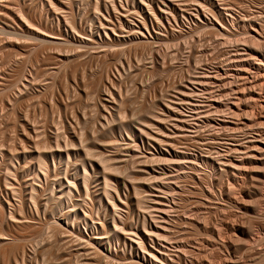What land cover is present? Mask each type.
Wrapping results in <instances>:
<instances>
[{
	"label": "rangeland",
	"instance_id": "1",
	"mask_svg": "<svg viewBox=\"0 0 264 264\" xmlns=\"http://www.w3.org/2000/svg\"><path fill=\"white\" fill-rule=\"evenodd\" d=\"M114 1L115 4L113 3V0H107L105 2L107 4L105 6L108 7L106 8L109 9L108 11L105 6L102 5L101 0H0V200L5 204L6 210L4 211V216L8 220H0V250L7 247L8 243H14L13 245H15L23 239L26 252L28 251L26 255L28 258H31V264H36V262L37 264H39V262L40 264H69L68 262H70V264L72 262V264H78L79 262V264H128L127 261H130L128 259L123 260L115 258L117 260L116 262L115 259H112L113 261L110 260L111 258H108L105 254L104 256H106L108 260L106 257H104L102 261L95 260L93 256L91 257V251L89 252L88 247L81 242L83 240L80 239L76 233H73V224L77 229L80 228L83 230L85 235H92L90 227H87V225H95L94 232H96V227L100 228L98 223L100 221L97 220H101L99 217L105 218L108 221V225H106L105 228V247L103 246L101 250L106 252L105 248L109 249L110 245L111 250H114L118 244L119 247H121V244L115 237L116 234L114 233L115 231L112 226V219L121 213L120 218L128 216L127 214H129V221H132L133 219L135 220L138 215V217H142L144 214L145 216L148 215L145 207L148 205V199L146 197L150 195L145 189H148V184L151 182V176L149 177L151 174L148 173L152 172L154 168L158 173H164V177L162 174L160 175L163 177L162 180H157L159 183L174 185L177 181L180 182H177L179 187H177L178 194L175 195V203L172 204L174 209L170 211L169 216L174 220L179 216V219L182 218L181 222L185 223L177 228L180 229L181 232L176 233L177 229L174 230L178 236L174 233L173 235L175 236L172 237H180L179 239H181V243H184L187 248H191L192 251H195L192 252L195 261H199L201 264L222 263L223 258L227 255L226 258L228 261H232L233 264H264V205H262L264 201L259 205L261 206L260 209L257 207L258 210H256V207H253L257 201H252L257 200L258 197L261 196H263L264 199V188L262 187L264 186V182H262L263 184L261 183L262 180L264 181V177L261 176L262 169L264 168V158L260 162L250 164H248V162L245 163L243 167L246 168L243 170L246 169V176L245 173L243 176L238 175V179L233 175H230V173H227L228 175L222 174L225 176L224 179L222 178L223 176L221 177V175H219V169L216 171V168L213 170L210 166L200 165V176H206L205 179L201 176V179L204 182L199 181V179H192L188 175L179 177V180L178 178L176 179V171H174V169L178 168L180 161L178 162L175 160V163H167V165L174 167L173 170L169 172L167 171L168 166L165 165V162L162 163L160 160V163L158 160L159 163L153 164L150 159L152 153L156 152L150 144V135L172 134L171 132L179 135H192L196 134L198 130L199 132L197 134H222V132L223 134H228L226 136L227 138L224 135V138H226L225 141L227 142L223 141V144L220 143L222 146H220V144L216 145V151L211 154V156H216L226 154V147L229 148V146L231 147L238 142L240 143L242 137L246 136L244 140H242L247 141L251 136L259 134L264 130V120L262 123L256 121L255 127V125H251L254 124V122L248 123L249 115L243 114V117L241 116V118L238 116L234 117L232 114H234L233 112L235 109L230 107V109H225V112L228 110L230 113L233 110L234 111L229 116H227L229 112H226L225 116L223 114L225 112L221 111V107L218 108L211 105V102L214 100L218 102V100H216L217 98H215L216 96H220L221 99L219 97L218 99L224 103L227 101L225 92L222 91L223 97L221 96V89L226 83L225 81H219L217 82L218 84H214L216 87L219 85L222 87L219 89L201 83H195L196 85H193L190 83L192 81H189V87H192L195 90L191 96L190 103L185 105V103L180 100L182 84L186 83L183 81V77H185L186 80L188 76L193 78V76L195 77L198 73L200 74V72L202 73L203 71L204 73L211 72L210 74H213L216 70L222 72L224 69L230 67L228 68V72L230 75H234L228 76V73L227 76H223V79L234 80L235 82L229 85L225 84L224 86L225 89H227V92L229 91L228 93H230L228 97H231L233 92L231 94L230 91L234 90L233 88L236 87L238 81L240 82L237 78L238 74L235 73L238 70H235V67L230 65L232 64V58L237 57L239 54L238 56H247L250 57V59H252L251 57L253 56H258L259 59L264 60V22H262L264 21V0H221L222 2L217 0H195V2L194 0H173V3H175L174 5L177 8V18H173L172 11L164 3L168 0H155L153 8L160 7L165 10L166 14H168L162 22L158 21L159 19L156 20L157 18L152 14L151 5L147 0ZM213 1L217 5L218 2L220 3L219 7L223 10L225 17H227V19L229 18L228 20L232 21V19H234L235 21V23L233 21L234 25L227 21L229 24L228 26H230V29L228 30L230 31L227 30L225 35L222 34L224 37H222L221 34L217 35V33L216 36L210 31L212 26L211 23L214 19L212 13ZM221 3H225V7ZM52 5L55 6L52 7ZM228 6L231 8L229 9ZM197 8H201L202 10L203 14L200 17L195 14ZM106 11L109 14H107ZM232 14L233 16H231ZM109 15L113 18V28H115V30L111 28L108 29L107 32L109 33L105 36L103 31L105 25L102 21L105 18V20H109ZM144 17H149V19L152 20L151 22L153 25L150 24V22L147 23L146 28L148 30L143 26ZM167 17H169V19ZM122 18H124V21ZM125 18L127 19L125 20ZM250 18H252V20H248ZM254 19L257 22L254 21ZM156 21H158L159 24L157 23L156 25ZM258 23L262 24L261 27L260 25L258 26ZM255 26L257 29L254 32L252 29H254L253 27ZM138 29H140V31L142 30V33ZM259 29H261L260 32ZM209 31L211 32L210 34ZM226 34L230 36L228 37ZM247 34L252 39L255 37L254 39L259 42L258 46L261 50L259 47H253V45L250 48L247 47L249 45V37ZM261 34L263 35L261 36ZM35 35L38 36V38H35ZM82 37L84 38L82 39ZM246 39L247 44H245L244 41ZM260 39L261 44L263 43L262 45L260 44ZM257 50H260L262 54ZM241 52H245L247 55ZM77 53L81 54L79 59L75 56ZM249 53L251 55L254 53V55L251 56ZM228 55L230 57H228ZM74 58H76L77 64L73 62ZM227 58H231V61H229V59L227 60ZM198 59H201V61H199L197 65L196 63L198 62ZM253 59L254 61H257L256 58ZM78 63L80 64L79 66ZM103 70L105 73L104 75L102 73ZM255 70L256 69L251 68L247 70V72H251L250 74H252L254 71V76H257L258 74ZM261 71L264 76V70ZM100 74H102L101 78L104 77L102 78L104 79V82L102 79H99ZM262 74H259L257 77L259 82H257V85L259 84L257 89L262 87V91H264V77ZM105 75L108 76L109 81ZM99 80L102 83L98 82ZM104 83L105 86L103 85ZM223 102L219 101L218 103ZM102 105H105L106 107L103 108ZM170 105H174L176 108L178 107L176 115L178 117L182 114L186 117L188 120V127L175 128L173 126L174 122L179 123V120L175 121V117L170 116L171 118L173 117V121L169 117L166 110ZM119 106H121V108ZM218 109L222 112H220L221 114ZM100 110L103 112V116L102 113H100ZM246 110H250V113L252 114L251 108ZM153 114L157 115L159 121ZM208 115L211 117V120L213 119L211 122L212 125H208L206 122V119L209 117ZM165 117L167 120L164 119ZM160 118L162 119L160 120ZM224 118H226V120ZM237 118L240 121L237 120ZM144 119H146L147 122H154V126L150 125L153 129L149 125L148 127L143 126L146 124ZM156 120L158 123H161L162 121V131H160L161 129L158 130V126L155 125L157 122ZM233 120L235 122L232 123ZM236 121L238 123H236ZM243 121L244 123L241 124ZM219 123L220 126H218ZM234 123L235 125H232ZM225 124L226 127L228 126L226 129L224 127ZM249 124L251 126L250 128ZM213 125L215 127H213ZM139 126L141 128L143 127L142 129L145 128L144 130H147L146 132H150L151 134L149 133L145 137L144 135L146 133H141V128L137 129ZM234 126H237L238 128L240 126V130L237 127L234 128ZM119 127L122 129H119ZM155 127L156 129L154 130ZM221 127L224 131L221 130ZM230 128L233 130H230ZM194 130H197V132H194ZM92 134L94 135L93 137ZM129 134L131 135L129 136ZM243 134H245V136ZM93 139L95 141H93ZM58 144L60 145L58 146ZM198 146L199 144L196 147L190 148L191 150L189 151L198 152L200 155L204 154L206 151L205 148ZM180 147L182 148L183 146ZM180 147L179 149H181ZM161 148L164 150L165 146L161 145ZM200 148L203 149L201 150ZM196 149H198V151ZM181 150L185 149L183 148ZM88 152L91 153L86 155ZM101 154L106 157H111V159L113 158L114 161H111L115 167H117V169L114 168L115 170L112 169L117 173L114 174L113 180L109 181L106 186L104 185L105 183H103L105 182L104 173L112 172L113 174L114 172L111 170L108 171L107 169L105 171L104 166H100L101 162H99V158ZM228 155H230V153H228ZM231 155L238 156L239 154L232 152ZM224 156L225 158L228 157L226 155ZM39 157L41 159H39ZM152 165L154 167H152ZM84 167L86 168L84 169ZM217 168L219 167L217 166ZM41 170L42 172L44 171V174H47H42ZM83 170H86L85 172L88 174V179L91 178L90 181L88 180L89 187L87 188L81 180V176L85 173ZM187 170L190 172L189 169H186V171ZM218 171L219 173H216ZM69 180H74L75 184L69 186L70 183L68 184L67 182ZM130 180L135 182L134 185L136 188H140V190H142L140 185L145 184L146 187H143V190L138 193L139 195L134 194L135 192H133V188L130 186ZM194 180L196 183H194ZM124 183L125 186L123 185ZM66 184L68 185L66 186ZM118 184L120 185L121 200H125L126 194L129 196V199H126L125 201L129 205L125 204L126 206L122 207V210L119 209L121 213L112 208L109 196L106 195L107 193L116 195L114 186H117ZM206 185H208V187ZM242 185L246 187L245 189L249 191L251 190L250 192L252 195L248 196L244 195V193L241 194L239 189H241V187L243 188ZM258 186L261 187L260 190L262 192L255 194V188ZM32 187L36 188V193ZM68 187L72 191L70 196L65 194ZM106 188L109 190L108 192ZM208 189L212 190L208 191ZM230 190H233L235 193ZM179 192H181V194ZM227 192L228 194H231H229L230 197L232 196L230 198L231 204L226 202V195H228ZM33 195H37L35 198L33 197L35 201L31 197ZM143 195L147 201H145L143 197L142 201L138 203L136 200L137 196L140 197ZM236 195L237 197L235 199ZM247 199L248 202H246ZM238 201H243V203L240 205V202ZM247 203L249 204L247 205ZM60 204L61 206H59ZM127 206H129V208ZM138 207L141 208V210ZM113 210L116 213L114 215H112L114 213ZM75 212H77L79 216H75L73 214ZM69 213V227H66L68 229L63 227L64 229L62 230L63 232L67 231L68 233H73L72 236L67 234V232L64 233L65 235L63 233H60L59 235L53 234L51 228L52 223H58V221L61 222L63 220L65 221L66 217L64 216L68 217ZM92 213L94 215H92ZM97 214L99 215L98 218L96 217ZM105 214L106 216H104ZM156 214L157 213H155V215ZM11 215H15L17 221L15 220V216L14 219H12ZM18 217L20 220H18ZM131 217L133 218L131 219ZM242 217H246L245 220H242ZM117 218H119V216ZM52 219L53 221H56L52 222ZM95 219L96 221H94ZM192 220L195 223L197 221L195 227L187 224V222H192ZM184 224H187L190 229L192 228L191 231H189V228ZM220 224L222 225L221 230L224 232L219 229ZM216 226H219V228ZM233 226L234 229L236 228L235 230L232 229ZM181 227L185 228L181 229ZM218 229L219 231H217ZM182 230L184 231L183 233ZM131 235H129L131 236L130 238L135 237L134 239L136 240V236L133 234ZM229 235H231V238L228 237ZM52 237H55L56 239H52ZM232 237L233 239L235 237L236 239L240 237L238 242H242L243 244L249 241L246 243L248 245H241V243L238 242V244L235 242L233 244V242H231L233 240ZM241 237L243 240L247 239L245 243L241 240ZM211 238L213 240H211ZM260 238L263 239L260 240ZM78 239L80 240L78 241ZM179 239L177 242L180 241ZM214 239H216L217 243ZM229 239L231 241H229ZM219 242L222 245L219 244ZM44 243L46 244L45 246ZM47 243H49L48 247L51 246V248L49 247L50 249L47 248V250H45ZM41 251L44 252L42 253ZM224 253L226 255H224ZM196 255L199 260L196 258ZM229 255L232 256V260H229ZM10 256L11 258H9ZM10 256L4 257L6 258L5 261H3L4 258L1 259L2 256H0V264H7L9 259L14 263L9 260L8 264H18L15 263V261L17 262L20 259L16 258L18 260L14 259L13 261L12 256H14V254ZM76 256L79 258H76ZM193 256L190 254L187 258L191 259ZM221 256H223L222 259ZM32 257L34 259H32ZM105 258L107 260L106 262Z\"/></svg>",
	"mask_w": 264,
	"mask_h": 264
},
{
	"label": "bare ground",
	"instance_id": "2",
	"mask_svg": "<svg viewBox=\"0 0 264 264\" xmlns=\"http://www.w3.org/2000/svg\"><path fill=\"white\" fill-rule=\"evenodd\" d=\"M52 1V0H51ZM107 0H101V2H102V5H107L105 2H106ZM147 1H149V3H150V5H151V10H152V14L157 18L156 20H158V21H161L162 22V20L163 19H165L166 18V15H168V14H166L165 13V10H163V9H161L159 6V8H153L154 6V4H155V0H147ZM160 1V0H159ZM162 1V0H161ZM165 1V0H164ZM217 1H221V0H217ZM115 1L113 0V3H114ZM142 2V1H141ZM194 2H195V0H194ZM222 2V1H221ZM225 2V1H224ZM112 3V4H113ZM163 3V2H162ZM166 5H167V7L172 11V13H173V18L175 17V18H177V8L175 7V3H173V0H172V2H171V0H168V1H165L164 2ZM163 3V4H164ZM192 3V2H191ZM229 3V2H228ZM60 4V3H59ZM111 4V3H110ZM115 4V3H114ZM114 4H113V6H114ZM222 4V3H221ZM225 4V3H224ZM224 4H222V5H224ZM139 5V4H138ZM149 5V6H150ZM199 5H200V3H199ZM212 7H213V11H212V13H213V16H214V19H213V22L211 23V25L210 24H208V25H210L211 26V32L213 33V34H215L216 35V33H217V35H219V34H221V36L222 37H224L223 35H225V33H227L226 31L228 30V29H230V26H228L229 24L227 23V21L229 22V23H231V24H233L234 25V23H235V21H234V19H232V21L231 20H228L227 19V17H225V14H224V12H223V10L219 7L220 6V3L218 2V5L217 4H215V2L213 1V3H212ZM227 5V4H226ZM53 6H55V5H52V7ZM134 6V5H133ZM230 6H231V4H230ZM57 7V6H56ZM107 6H105V8H106ZM116 7V6H115ZM114 7V8H115ZM201 7H203V6H201ZM224 7H225V5H224ZM61 8V7H60ZM108 8V7H107ZM106 8V9H107ZM146 8V7H145ZM165 8V7H164ZM228 8L230 9L231 7H229L228 6ZM227 8V9H228ZM116 9H117V7H116ZM166 9V8H165ZM169 9H167V10H169ZM225 9V8H224ZM228 9V10H229ZM108 11H109V9H107ZM114 10V9H113ZM118 10V9H117ZM116 10V11H117ZM138 10V9H137ZM149 10V9H148ZM197 11H196V13L195 14H197L199 17L203 14L202 13V10H201V8H197L196 9ZM209 10V9H208ZM212 10V9H211ZM59 11H61V10H59ZM179 11V10H178ZM204 11V10H203ZM233 11V10H232ZM107 12V11H106ZM151 12V11H150ZM150 12H149V14H150ZM170 12V11H169ZM226 12H227V10H226ZM230 12V11H229ZM113 13H115V12H113ZM171 13V14H172ZM230 13H232V12H230ZM71 14V13H70ZM103 14V13H102ZM107 14H109L108 12H107ZM137 14V13H136ZM226 14H228V13H226ZM112 15V14H111ZM111 15H109V20H103L102 22H103V24L105 25V27H103L104 28V34H105V36L106 35H108V33L109 32H107V30L108 29H114L115 30V28H113L114 26H113V18H112V16ZM116 15V14H115ZM124 15V14H123ZM117 16V15H116ZM124 16H126V15H124ZM145 16H147V15H145ZM196 16V15H195ZM227 16V15H226ZM229 16V15H228ZM231 16H233V14L231 15ZM235 16V15H234ZM184 17V16H183ZM208 17V16H207ZM206 17V18H207ZM103 18H104V16H103ZM108 18V17H107ZM121 18V17H120ZM135 18V17H134ZM145 19H144V21H143V26H145V29L146 30H148L146 27H147V23L148 22H150V24H152V20H150L149 19V17H144ZM168 19H169V17H167ZM198 18V17H197ZM123 19V21H124V18H122ZM127 18H125V20H126ZM129 19H131V18H129ZM208 19V18H207ZM238 19V18H237ZM240 19H242V18H240ZM26 20H27V18H26ZM25 20V21H26ZM210 20V19H209ZM236 20V19H235ZM243 20V19H242ZM247 20V19H246ZM248 20H252V18H250V19H248ZM29 21V20H28ZM67 21V20H66ZM158 21H156V25H157V23H158ZM207 21V20H206ZM233 21H234V23H233ZM237 21V20H236ZM254 21H256L255 19H254ZM30 22V21H29ZM68 22V21H67ZM210 22V21H209ZM250 22V21H249ZM257 22V21H256ZM260 22V21H259ZM262 22H264V21H262ZM261 22V23H262ZM115 23V22H114ZM141 23V22H140ZM245 23V22H244ZM259 24L258 23V26L260 25V27H261V25L262 24ZM70 24V23H69ZM123 24H125V23H123ZM142 24V23H141ZM159 24V23H158ZM250 24V23H249ZM253 24V23H252ZM251 24V25H252ZM264 24V23H263ZM31 25H32V23H31ZM100 25H101V21H100ZM103 25V26H104ZM137 25V24H136ZM153 25V24H152ZM151 25V26H152ZM246 25V24H245ZM35 26V25H34ZM70 26H71V24H70ZM112 26V27H111ZM139 26V25H138ZM207 26V25H206ZM232 26V25H231ZM244 26V25H243ZM90 27V26H89ZM130 27V26H129ZM142 27V26H141ZM153 27V26H152ZM227 27H229V28H227ZM235 27V26H234ZM251 27V26H250ZM30 28V27H29ZM32 28V27H31ZM73 28V27H72ZM71 28V29H72ZM105 28H106V30H105ZM144 28V27H143ZM161 28V27H160ZM206 28V27H205ZM209 28V27H208ZM252 28V27H251ZM254 29H252L254 32L256 31V26L255 27H253ZM264 28V27H263ZM81 29V28H80ZM96 29V28H95ZM153 29H155V28H153ZM158 29V28H157ZM210 29V28H209ZM245 29V28H244ZM76 30V29H75ZM139 31H140V29H138ZM207 30V29H206ZM243 30V29H242ZM241 30V31H242ZM260 30L261 29H259V32H260ZM263 30V29H262ZM80 31V30H79ZM111 31H113V30H111ZM142 31V30H141ZM140 31V32H141ZM155 31V30H154ZM208 31V30H207ZM209 31V34L211 33ZM228 31H230V30H228ZM240 31V30H239ZM221 32V33H220ZM231 32H232V29H231ZM230 32V33H231ZM244 32V31H243ZM259 32H257V33H259ZM263 32V31H262ZM76 33V32H75ZM139 33V32H138ZM142 33V32H141ZM157 33V32H156ZM229 33V34H230ZM235 33V32H234ZM238 33V32H237ZM242 33V32H241ZM248 33H250V32H248ZM14 34V33H13ZM162 34V33H161ZM223 34V35H222ZM260 34V33H259ZM33 35V34H32ZM216 35V36H217ZM227 35V34H226ZM235 35H236V33H235ZM242 35H244V34H242ZM253 35V34H252ZM263 34H261V36H262ZM34 36V35H33ZM36 36V35H35ZM220 36V37H221ZM228 36V35H227ZM230 36V35H229ZM228 36V37H229ZM247 36H248V34H247ZM251 36V35H250ZM44 37V36H43ZM88 37V36H87ZM151 37V36H150ZM226 37V36H225ZM227 37V38H228ZM246 37V36H245ZM244 37V38H245ZM249 37V36H248ZM253 37V36H252ZM16 38V37H15ZM29 38V37H28ZM34 38V37H33ZM35 38H38V36H36ZM84 37H82V39H83ZM227 38H223V39H227ZM249 38H251V37H249ZM248 38V48H250L252 45H253V47L255 46V47H259L258 46V44H259V42L258 41H256V39H254L255 37H253V39L251 38V39H249ZM258 38V37H257ZM86 39V38H85ZM221 39V38H220ZM243 39V38H242ZM242 39H241V41H242ZM88 40V39H87ZM91 40V39H90ZM258 40V39H257ZM92 41V40H91ZM222 41V40H221ZM220 41V42H221ZM226 41V40H225ZM224 41V42H225ZM245 41V44H247L246 43V41H247V39L246 40H244ZM263 41V40H262ZM224 42H223V44H224ZM243 42V41H242ZM258 42V43H257ZM18 43V42H17ZM264 43V42H263ZM262 43V44H263ZM143 44V43H142ZM260 44H261V39H260ZM261 44V45H262ZM125 45V44H124ZM260 45V46H261ZM107 46V45H106ZM245 47H246V45H245ZM264 47V46H263ZM260 48V47H259ZM243 49V48H242ZM257 49V48H256ZM255 49V50H256ZM251 50V49H250ZM253 50H254V48H253ZM260 50H261V48H260ZM260 50H257V51H259L260 52V54H262V52L260 51ZM144 51V50H143ZM238 51V50H237ZM244 51H245V49H244ZM246 52V51H245ZM245 52H241V53H245ZM251 52H252V50H251ZM250 52V53H251ZM81 53V52H80ZM80 53H77L75 56L79 59V57L81 56V54ZM240 53V54H241ZM249 53V54H250ZM157 54V53H156ZM247 54H248V51H247ZM246 53H245V55H247ZM83 55V54H82ZM239 55V54H238ZM237 55V57H234V58H232V61H231V58L229 59V58H227V60L229 59V61H231L232 62V64H230V65H232L233 67H235V70H238L237 72H235L236 74H238V76H237V78L240 80V82L238 81V83L236 84V87L235 88H233L234 90H232V91H230L231 92V94H232V92H233V95L231 96V97H228L229 96V94L230 93H228L227 92V89H225V84H227V85H229V84H232L233 82H234V80L233 81H231V80H225V79H223V76L225 77V75L227 76V74L229 73L228 72V68H230V67H228V66H230V65H228L227 67L228 68H226V69H224L222 72H220L219 70H216L215 71V73H213V74H210V73H204V71L201 73L200 72V74L198 73L195 77L193 76V78L192 77H190V76H188V78H186V80H185V77H183L184 78V82H186V83H184V82H182V83H184V84H182V90H181V98H180V100L182 101V102H184L185 103V105L186 104H188V103H190V99H191V96H192V94L195 92V90L192 88V87H189V85H188V82L189 81H192V82H190V83H192L193 85L195 84V83H201V84H205V85H207V86H209V87H216L215 85V83H217V82H219V81H225L226 83L222 86V87H220V85L218 86V87H216V88H222L221 89V96H222V91L223 92H225V96H227V101L224 103L223 101H221V100H219L218 99V97L221 99V97L220 96H216L215 98H217L216 100H218V102L220 101V102H223V103H218V102H216L214 99V101H212L211 103V105H213V106H216V107H221V111L222 112H225V109L227 110V109H230V107L232 108V109H235V111L233 112L234 114H232V115H234V117H236V116H238L239 118H241V116L243 117V114H246V115H249V118H248V123H250V122H254V124H251V125H255V122L256 121H258V123L260 122V123H262V121L264 120V91H262L263 89H262V87L261 88H259V89H257L258 87H259V84L257 85V82H258V79H257V77H258V75L260 74H262V71L261 70H264V60L263 59H259V57L258 56H256V57H254L253 55H254V53H253V55H251V56H253V57H251L252 59L253 58H256V60L257 61H254V59L252 60V59H250V57H247V56H238ZM249 55V56H250ZM115 56V55H114ZM159 56V55H158ZM234 56H235V54H234ZM263 56V55H262ZM53 57V56H52ZM98 57V56H97ZM154 57V56H153ZM156 57V56H155ZM228 57H230L229 55H228ZM49 58V57H48ZM77 59V60H78ZM157 59V58H156ZM158 60V59H157ZM156 60V61H157ZM55 61V60H54ZM98 61V60H97ZM198 62L196 63L197 65H198V63H199V61H201V59H198L197 60ZM203 61V60H202ZM73 62H75V64H77V62H76V58H74L73 59ZM79 62V61H78ZM230 62V63H231ZM127 63H130V62H127ZM204 63V62H203ZM201 64V63H200ZM229 64V63H228ZM73 65V64H72ZM80 64L78 63V66H79ZM91 65V64H90ZM123 65V64H122ZM20 66H22V65H20ZM19 66V67H20ZM74 66V65H73ZM72 66V67H73ZM77 66V65H76ZM101 66H102V64H101ZM224 67V66H223ZM226 67V66H225ZM249 67H251V68H253V69H256L255 71H257L256 73L258 74L257 76H254V71L252 72V74H250L249 72H247V70H249V69H251V68H249ZM19 69V68H18ZM74 69V68H73ZM222 69V68H221ZM234 69V68H233ZM76 70V69H75ZM75 70H74V72H75ZM101 70V69H100ZM215 70V69H214ZM213 70V71H214ZM21 71V70H20ZM20 71H18V72H20ZM112 71V70H111ZM233 71V70H232ZM17 72V73H18ZM70 72H71V69H70ZM106 72V71H105ZM109 72V71H108ZM139 72V71H138ZM190 72V71H189ZM103 75L105 74L104 73V70H103ZM233 73V72H232ZM248 73V74H247ZM106 74H107V72H106ZM196 74V73H195ZM236 74H235V76H236ZM108 75V74H107ZM231 75H234V74H231ZM230 75V73H229V75L228 76H231ZM101 76H102V74H100V80L102 79V78H104V77H102L101 78ZM106 76V75H105ZM119 76H120V74H119ZM262 76H263V74H262ZM99 77V76H98ZM107 78H108V76H106ZM234 77V76H233ZM264 77V76H263ZM131 78H132V76H131ZM134 78V77H133ZM141 78V77H140ZM192 78V79H191ZM262 78V77H261ZM237 79V80H238ZM26 80V79H25ZM98 81V82H101V81ZM103 80V82H104V79H102ZM108 81H109V78L107 79ZM125 80V79H124ZM136 80V79H135ZM236 80V79H235ZM260 80V79H259ZM112 81V80H111ZM141 81V80H140ZM96 83V82H95ZM102 83V82H101ZM114 83V82H113ZM121 83V82H120ZM162 83V82H161ZM160 83V84H161ZM189 83V84H190ZM235 83V82H234ZM259 83V82H258ZM98 84V83H97ZM215 84V85H214ZM218 84V83H217ZM71 85V84H70ZM101 85V84H100ZM104 86H105V83L103 84ZM111 85V84H110ZM196 85V84H195ZM121 86V85H120ZM127 86V85H126ZM203 86V85H202ZM103 87V86H102ZM143 87V86H142ZM169 87H170V85H169ZM174 87V86H173ZM205 87V86H204ZM90 88V87H89ZM230 88V87H229ZM228 88V89H229ZM27 89V88H26ZM117 89V88H116ZM171 89V88H170ZM197 89V88H196ZM120 90V89H119ZM144 90V89H143ZM172 90V89H171ZM198 90V89H197ZM202 90V89H201ZM209 90V89H208ZM166 91V90H165ZM200 91V90H199ZM207 91V90H206ZM206 91H204V92H206ZM210 91V90H209ZM208 91V92H209ZM219 91V90H218ZM126 92V91H125ZM137 92V91H136ZM198 92V91H197ZM201 92H203V91H201ZM207 92V93H208ZM212 92V91H211ZM227 92V93H226ZM88 93V92H87ZM111 93V92H110ZM216 93V92H215ZM163 94V93H162ZM203 94V93H202ZM167 95V94H166ZM216 95V94H215ZM129 96V95H128ZM74 97V96H73ZM208 97H211V96H208ZM223 97V96H222ZM102 98V97H101ZM118 99V98H117ZM210 100V99H209ZM147 102V101H146ZM152 102H153V100H152ZM90 103H92V102H90ZM179 103V102H178ZM210 103V102H209ZM166 104V103H165ZM170 104V103H169ZM120 105V104H119ZM154 105V104H153ZM152 105V106H153ZM167 105V104H166ZM207 105V104H206ZM205 105V106H206ZM210 105V106H211ZM103 106V105H102ZM122 106V105H121ZM121 106H119L120 108H121ZM124 106V105H123ZM151 106V105H150ZM106 106L104 105L103 106V108H105ZM212 107V106H211ZM225 107V108H224ZM152 108V107H151ZM178 108V107H177ZM177 108H176V106H174V105H170L168 108H167V110H166V112L168 113V115H169V117L170 116H174L175 117V121L176 120H179L178 122L179 123H177V122H174V124H173V122H172V124H173V126L176 128V127H178V128H186V127H188V120H187V118L186 117H184L182 114H180V116H178L177 117V115H176V111H177ZM205 108V107H204ZM224 108V109H223ZM245 108V109H244ZM248 108H251L252 110H251V112H252V114L250 113V110L249 111H247L246 109H248ZM90 109V108H89ZM191 109V108H190ZM208 109V108H207ZM212 109V108H211ZM118 110V109H117ZM151 110V109H150ZM180 110V109H179ZM214 110V109H213ZM219 110V113L221 112L220 111V109H218ZM101 111V110H100ZM149 112V111H148ZM178 112V111H177ZM183 112V111H182ZM195 112V111H194ZM221 112V113H222ZM227 113L229 112V110L228 111H226ZM226 112L225 113H223L224 115L226 114ZM231 112V113H232ZM100 113H102V116H103V112L101 111ZM110 113V112H109ZM142 113V112H141ZM150 113V112H149ZM148 113V115L150 116V114ZM220 113V114H221ZM231 113L229 112V114L227 115V116H229V115H231ZM251 114V116H250V114ZM165 114V113H164ZM207 114H208V112H207ZM210 114V113H209ZM110 115V114H109ZM142 115V114H141ZM152 115V114H151ZM154 115V114H153ZM167 115V116H168ZM198 115V114H197ZM218 115V114H217ZM223 115V116H224ZM75 116V115H74ZM83 116V115H82ZM154 116H156L157 117V115H154ZM166 116V117H167ZM203 116V115H202ZM209 116V115H208ZM222 116V117H223ZM226 116V115H225ZM164 118V119H166L167 120V118ZM207 117V116H206ZM231 117V116H230ZM105 118V117H104ZM171 118V117H170ZM169 118V119H170ZM91 119V118H90ZM139 119V118H138ZM152 119V118H151ZM154 119H156V118H154ZM159 118L157 117V120H158ZM162 118H160V120H161ZM168 119V120H169ZM172 120H173V117L171 118ZM221 119V118H220ZM219 119V120H220ZM225 120H226V118H224ZM232 119V118H231ZM233 119H235V118H233ZM140 120V119H139ZM145 121V123L146 124H144L143 126H146V127H148V125L150 126V125H152V126H154V122H153V124H152V122H147L146 121V119H144ZM156 120V121H157ZM173 120V121H174ZM237 120H239L238 118H237ZM78 121V120H77ZM120 121V120H119ZM126 121V120H125ZM129 121V120H128ZM159 121V120H158ZM158 121L156 122V124L155 125H157L158 127V130H160V131H162V121H161V123H158ZM170 121V120H169ZM213 121V119L211 120V117L209 116L208 117V119H206V122H207V124L208 125H210L211 124V122ZM224 121V120H223ZM230 121V120H229ZM240 121V120H239ZM100 122V121H99ZM144 122H142V123H144ZM224 122H226V121H224ZM228 122V121H227ZM231 122V121H230ZM233 122H235L234 120L232 121V123ZM264 122V121H263ZM77 123V122H76ZM86 123V122H85ZM127 123V122H126ZM167 123V122H166ZM236 123H238L237 121H236ZM244 123V121L243 122H241V124H243ZM109 124V123H108ZM122 124V123H121ZM141 124V123H140ZM227 124V123H226ZM226 124L224 125V127H225V129L228 127H226ZM231 124V123H230ZM229 124V125H230ZM264 124V123H263ZM114 125V124H113ZM120 125V124H119ZM205 125V124H204ZM207 125V126H208ZM212 125V124H211ZM232 125H235V123L234 124H232ZM238 125V124H237ZM122 126H124V125H122ZM121 126V127H122ZM152 126H150L151 128H152ZM218 126H220V123H219V125ZM245 126H246V123H245ZM247 126H248V124H247ZM106 127H108V126H106ZM121 127H119V129H122ZM166 127H167V125H166ZM213 127H215L214 125H213ZM212 127V128H213ZM217 127V126H216ZM223 127V128H224ZM231 127H233V126H231ZM235 127H237V126H234V128ZM251 126H250V124H249V128H250ZM255 127H256V125H255ZM104 128H105V126H104ZM125 128V127H124ZM138 128H141L140 126L139 127H137V129ZM143 128V127H142ZM140 129L142 132L141 133H146L145 135L144 134H142V135H144L145 137H146V135L147 134H149L148 132H146L147 130H144V129ZM177 128V129H178ZM197 128H198V126H197ZM211 128V129H212ZM238 128V127H237ZM236 128V129H237ZM239 128H240V126H239ZM238 128V129H239ZM241 128H242V126H241ZM34 129V128H33ZM58 129H59V127H58ZM57 129V130H58ZM103 129V128H102ZM107 129V128H106ZM153 129V128H152ZM156 129V127L154 128V130ZM167 129V128H166ZM235 129V130H236ZM60 130V129H59ZM58 130V131H59ZM83 130V129H82ZM86 130V129H85ZM90 130V129H89ZM111 130V129H110ZM124 130V129H123ZM140 130H138V131H140ZM157 130V131H158ZM221 130H223L222 129V127H221ZM230 130H233L232 128H230ZM234 130V131H235ZM240 130V129H239ZM84 131V130H83ZM108 131V130H107ZM197 132V130H194V132ZM224 131V130H223ZM241 131H242V129H241ZM23 132V131H22ZM28 132V131H27ZM60 132V131H59ZM93 132V131H92ZM98 132V131H97ZM99 132H101V131H99ZM104 132V131H103ZM153 132V131H152ZM198 132H199V130H198ZM197 132V133H198ZM221 132V131H220ZM236 132V131H235ZM259 132H260V130H259ZM102 133V132H101ZM113 133V132H112ZM134 133V132H133ZM172 134H154V135H150L151 137H150V141H147V142H150V144H151V146L156 150V152H153L152 153V155L150 156V159H151V162H153V164L154 163H159L160 162V160L162 161V163L163 162H165L166 164V166H168V170L167 171H172L173 170V168L174 167H172V166H169V165H167V163L169 164H171L172 162H174L175 163V160H177L178 162L180 161V165L178 166V168L177 169H174V171H176V179L178 178V180H179V177H181V176H185V175H188V176H190V178H192V179H199V181H203L202 179H201V176H200V170H201V168L199 167L200 165H205V166H210V167H212L213 168V170L216 168V171L219 169L220 170V173H219V171L218 172H216V173H219V175H221V177L223 176L222 174H227V173H230V175H233L236 179H238L237 178V176L239 175H242L243 176V174L245 173V176H246V172H245V170H243L244 168H246V167H243L244 166V164L245 163H247L248 162V164H250V163H256V162H260L263 158H264V130L263 131H261L259 134H256V135H253V136H251V138L250 139H247V141L245 140V141H243L244 140V138L246 137L245 136V134H243L245 137H240L241 139H240V143L238 142V143H236V144H234L233 146H229V148L228 147H226L227 149L225 150V152H226V154H224V155H226V156H228V157H226L225 158V156L224 155H216V156H211V154H213L214 153V151H216V145H219L220 143H222L223 144V141H225V139L227 138L226 136L228 135H226V134H223V132H222V134H190V135H188V134H174V132H171ZM211 133V132H210ZM232 133V132H231ZM255 133V132H254ZM128 134V133H127ZM151 134V133H150ZM59 135V134H58ZM57 135V136H58ZM112 135V134H111ZM131 134H129V136H130ZM224 135H225V137L226 138H224ZM234 135V134H233ZM28 136H30V135H28ZM53 136V135H52ZM94 135L92 134V137H93ZM123 136V135H122ZM241 136V135H240ZM56 137V136H55ZM141 137V136H140ZM32 138V137H31ZM132 138V137H131ZM141 138H143V137H141ZM233 138V137H232ZM249 138V137H248ZM84 139V138H83ZM90 139V138H89ZM97 139V138H96ZM229 139V138H228ZM239 139V138H238ZM238 139H237V141H238ZM243 139V140H242ZM57 140V139H56ZM114 140H116V139H114ZM148 140V139H147ZM89 141V140H88ZM93 141H95L94 139H93ZM110 142V141H109ZM116 142V141H115ZM225 142H227V141H225ZM224 142V143H225ZM57 143H58V141H57ZM65 143H67V142H65ZM229 143V142H228ZM55 144H56V142H55ZM74 144V143H73ZM81 144V143H80ZM101 144V143H100ZM107 144H109V143H107ZM136 144V143H135ZM199 144V146L200 147H203V148H205V152H204V154H202V155H200V153H198V152H191V151H189V150H191L190 148H192V147H196L197 145ZM222 144H220V146H222ZM226 144V143H225ZM60 144H58V146H59ZM75 145V144H74ZM102 145V144H101ZM161 145H164L165 146V149L164 150H162V148H161ZM66 146V145H65ZM71 146V145H70ZM180 146H183L182 148L180 147ZM198 146V147H199ZM224 146V145H223ZM51 147V146H50ZM49 147V148H50ZM79 147V146H78ZM163 147V146H162ZM179 147L181 148V149H185V150H181V149H179ZM25 148V147H24ZM40 148V147H39ZM38 148V149H39ZM202 148V149H203ZM45 149V148H44ZM201 149V148H200ZM199 149V150H200ZM201 149V150H202ZM89 150V149H88ZM87 150V151H88ZM92 150V149H91ZM90 150V151H91ZM197 151H198V149H196ZM40 151V150H39ZM86 151V152H87ZM93 151V150H92ZM95 151V150H94ZM204 151V150H203ZM234 152V153H238L239 155L238 156H232L231 155V153L232 152ZM68 152V151H67ZM219 152V151H218ZM89 153H91V152H88V153H86V155H89ZM93 153V152H92ZM217 153V152H216ZM228 153H230V155H228ZM103 154H104V151H103ZM219 154V153H218ZM52 155V154H51ZM95 155V154H94ZM91 156V155H90ZM99 156V155H98ZM104 156V157H103ZM89 157V156H88ZM96 157V156H95ZM94 157V158H95ZM137 157V156H136ZM144 157V156H143ZM249 158H250V160H249ZM39 159H41L40 157H39ZM69 159H70V157H69ZM89 159V158H88ZM87 159V160H88ZM100 160V161H99ZM99 160H97V161H99V162H101V164H100V166H104V168H105V171H106V169L108 170V171H113V170H115V169H117V167H115V165L112 163V161H114V159L112 158L111 159V157H106L105 155H102L101 154V156H100V158H99ZM112 160V161H111ZM117 160V159H116ZM158 160H159V162H158ZM264 160V159H263ZM44 161V160H43ZM43 161H41V162H43ZM85 161V160H84ZM134 161V160H133ZM44 162H46V161H44ZM43 162V163H44ZM81 162V161H80ZM139 162V161H138ZM148 163V162H147ZM161 163V162H160ZM99 164V163H98ZM133 164V163H132ZM44 165V164H43ZM84 165V164H83ZM175 165V164H174ZM173 165V166H174ZM44 166H46V165H44ZM132 166V165H131ZM217 166L219 167V168H217ZM152 167H154L153 165H152ZM171 167V168H170ZM204 167V166H203ZM202 167V168H203ZM256 167V166H255ZM259 167V166H258ZM45 168V167H44ZM47 168V167H46ZM86 167H84V169H85ZM103 168V167H102ZM103 168V169H104ZM109 168V169H108ZM115 168V169H114ZM176 168V167H175ZM205 168V167H204ZM113 169V170H112ZM127 169V168H126ZM125 169V170H126ZM167 169V168H166ZM186 169H189L190 170V172H188V170L186 171ZM259 169V168H258ZM257 169V170H258ZM262 169V168H261ZM264 169V168H263ZM262 169V177H264V170ZM68 171V170H67ZM84 171V170H83ZM86 171V170H85ZM84 171V172H85ZM117 171H119V170H117ZM127 171V170H126ZM144 171V170H143ZM142 171V172H143ZM150 171V170H149ZM41 172H42V170H41ZM44 172V171H43ZM42 172V174H44ZM46 172V171H45ZM114 173L112 174V172L110 173V172H108V173H104V179H105V182H103V183H105L104 185L106 186V185H108V182L109 181H112L113 180V177H114V174L115 173H117V172H115V171H113ZM147 172H148V170H147ZM203 172V171H202ZM212 172V171H211ZM214 172V171H213ZM87 172H85L82 176H81V180H82V182H83V184H84V186L87 188V187H89L88 186V180L90 181V179H88V174H86ZM110 173V174H109ZM139 173H140V171H139ZM183 173V174H182ZM188 173V174H187ZM47 174V173H46ZM46 174H44V175H46ZM119 174V173H118ZM143 174V173H142ZM148 174H151V175H149V177H150V180H151V182H149V184H148V189H145L146 191H147V193H149V195L150 196H148V197H146L147 199H148V205L145 207L146 208V210H147V212H148V215L147 216H145V214H144V216H142V217H136L135 218V220L133 221H129V214H127L128 216H125V217H123V218H120L121 216V211H119V209H121L122 207H124V206H126V205H129L127 202H125L126 201V199L128 200L129 199V196L126 194L125 195V200L123 199V201L121 200V198H120V185L118 184L117 186L115 185L114 187V190H115V193H116V195H114V194H106V195H108L109 196V199H110V201H111V206H112V208H114L115 209V211H119L121 214L120 215H118L119 216V218H117V217H113V219H112V226H113V228H114V233L116 234H114L115 235V237L118 239V241H119V243L121 244V247H119V244H118V241H117V246L114 248V250H111V245H110V247H109V249L108 248H105L106 250V252H103L101 249L103 248V246H104V241H105V239H104V237H105V234H106V225H108L107 224V219H105V218H100L99 217V215L97 216L96 215V217L98 218L99 217V219H101V220H97V221H100V222H98L99 223V226H100V228H97L96 227V229H97V231L96 232H94V230H95V225H93V226H89V225H87V227H90V230H91V234L92 235H85L84 233H83V230H81L80 228L79 229H77L76 228V226L73 224V233H76V235L80 238V239H82L83 241H81V242H83V244L85 245V246H87L88 247V249H89V252L91 251V257L93 256V258H95V260L97 259L98 261H102L103 259H104V257H108V258H111L110 260H112V259H123V260H130L129 262L127 261V263L129 264L130 262V264H201V262L199 263V261L197 262V261H195V259H194V256L192 255V252H195L194 250L192 251V249L191 248H187V246L184 244V243H181V239H179L178 237H176V238H178L180 241L179 242H177L178 241V239H176V238H174V237H172V236H175L176 235V233H179V232H181V230L180 229H177L180 225L182 226L183 225V223H185V222H181V219H179L178 217L179 216H177V219L176 220H174V219H171V217L169 216V214H170V211H172L173 209H174V207H172V204L173 203H175V195L176 194H178V191H177V187H178V183L177 182H179V181H177L176 182V184H168V183H159V181H157L158 179H160V180H162V178L164 177V173L162 174V173H158L157 171H155L154 170V168H153V170H152V172H150V173H148ZM163 175V177H161L160 175ZM38 175V174H37ZM117 175V174H116ZM144 175V174H143ZM170 175H171V173H170ZM169 175V176H170ZM173 175V174H172ZM203 175H204V172H203ZM207 175H208V173H207ZM215 175H217V174H215ZM228 175V174H227ZM168 176V177H169ZM205 176V175H204ZM232 176V177H233ZM238 176V177H239ZM244 176V177H245ZM46 177V176H45ZM142 177V176H141ZM182 177V178H183ZM206 177V176H205ZM205 177H203L202 176V178L203 179H205ZM207 177H209V176H207ZM225 176H223L222 178H224ZM243 177V178H244ZM80 178V177H79ZM146 178V177H145ZM166 178V177H165ZM173 178V177H172ZM210 178V177H209ZM214 178V177H213ZM217 178V177H216ZM221 178V179H222ZM252 178V177H251ZM103 179V180H104ZM132 179H137V178H132ZM148 179V178H147ZM201 179V180H200ZM220 179V178H219ZM225 179V178H224ZM224 179H222V180H224ZM228 179V178H227ZM246 179V178H245ZM116 180V179H115ZM145 180V179H144ZM171 180V179H170ZM206 180H207V178H206ZM216 180H218V179H216ZM252 180H253V178H252ZM256 180V179H255ZM262 180V179H261ZM261 180H259V181H261ZM139 181H141V180H139ZM165 181V180H164ZM176 181V180H175ZM174 181V182H175ZM181 181V180H180ZM195 181V180H194ZM219 181V180H218ZM228 181H229V179H228ZM235 181V180H234ZM243 181V180H242ZM258 181V182H259ZM68 182V184H69V186L71 185V184H75V182H74V180L73 181H71V180H69V181H67ZM162 182V181H161ZM204 182V181H203ZM220 182L222 183V181L220 180ZM232 182V181H231ZM262 182H264L263 180L261 181V183ZM111 183V182H110ZM113 183V182H112ZM130 183H131V185L130 186H132V188H133V192H135L134 194H138V193H140V191H142L143 190V187H146L145 186V184H141L140 185V187H141V189L142 190H140V188L138 189V188H136V186L134 185V183L135 182H132V180H130ZM133 183V184H132ZM146 183V182H145ZM180 183V182H179ZM194 183H196V181L194 182ZM200 183V182H199ZM226 183V182H225ZM230 183V182H229ZM247 183V182H246ZM255 183V182H254ZM68 184H66V186L68 185ZM184 184V183H183ZM223 184V183H222ZM263 184V183H262ZM10 185V184H9ZM124 186H125V183L123 184ZM220 185V184H219ZM231 185V184H230ZM239 185H241V184H239ZM254 185H257V184H254ZM32 186V185H31ZM128 186V185H127ZM196 186V185H195ZM207 187H208V185H206ZM243 186V185H242ZM247 186V185H246ZM262 186V185H261ZM76 187V186H75ZM198 187V186H197ZM207 187H206V189H207ZM217 187V186H216ZM225 187V186H224ZM228 187H229V185H228ZM232 187V186H231ZM231 187H230V189H231ZM263 188H264V186H262ZM33 188V187H32ZM179 188V187H178ZM233 188V187H232ZM243 188L245 189L246 187H244L243 186ZM242 187H241V189H239V191L241 192V194H243L244 193V195H252L251 194V190L249 191V190H247V189H243ZM249 188V187H248ZM255 188V187H254ZM260 188L261 187H256L255 188V194H257L258 192H262L261 190H260ZM262 188V189H263ZM9 189V188H8ZM12 189V188H11ZM34 189V192L36 191L35 189L36 188H33ZM33 189H31V190H33ZM67 189V188H66ZM107 189V188H106ZM226 189V188H225ZM235 189V188H234ZM212 190V189H211ZM211 190H209L208 189V191H211ZM236 190V189H235ZM41 191V190H40ZM90 191V190H89ZM104 191V190H103ZM106 191V190H105ZM109 190L107 189V192H108ZM202 191V190H201ZM203 191H204V188H203ZM227 191V190H226ZM230 191H233V190H230ZM230 191H228V192H230ZM32 193H34L33 191H31ZM54 192V191H53ZM72 191H71V189L68 187V189H67V192H65V194H67V196L69 195L70 196V193H71ZM225 192V191H224ZM228 192H227V194H228ZM234 192V191H233ZM236 192H238V191H236ZM36 193V192H35ZM128 193H130V192H128ZM180 194H181V192H179ZM205 193V192H204ZM212 193V192H211ZM232 193V192H231ZM235 193V192H234ZM254 193V192H253ZM264 193V192H263ZM79 194V193H78ZM215 194V193H214ZM230 194V193H229ZM226 195V202H231L230 201V198L232 197H230V195ZM262 194V193H261ZM260 194V195H261ZM32 195V194H31ZM38 195H40V194H38ZM55 195V194H54ZM72 195V194H71ZM139 195V194H138ZM221 195V194H220ZM234 195V194H233ZM37 196V195H36ZM36 196H31L32 197V199H33V197L35 198ZM180 196V195H179ZM213 196V195H212ZM239 196V195H238ZM241 196V195H240ZM61 197V196H60ZM143 197H144V195L143 196H140V197H138L137 196V198H136V200H137V202L138 203H140V201H142V199H143ZM236 197H237V195L235 196V199H236ZM244 197V196H243ZM207 198V197H206ZM239 198V197H238ZM241 198V197H240ZM245 198V197H244ZM178 199V198H177ZM243 199V198H242ZM241 199V200H242ZM257 199V198H256ZM34 200V199H33ZM144 200L145 201H147L146 199H145V197H144ZM181 200V199H180ZM208 200H210V199H208ZM214 200V199H213ZM225 200V199H224ZM238 200V199H237ZM246 200V199H245ZM35 201V200H34ZM33 201V202H34ZM84 201V200H83ZM109 201V200H108ZM211 201V200H210ZM252 201H257L256 203H255V205L253 206V207H258L259 209L261 208V206H259L260 204H261V202L262 201H264V199H263V196H261V197H258V199L257 200H252ZM125 202V203H124ZM181 202H182V200H181ZM238 202H240V205H241V203H243V201L241 202V201H238ZM246 202H248V199H247V201ZM101 203V202H100ZM145 203V202H144ZM224 203V202H223ZM84 204V203H83ZM126 204V205H125ZM179 204H180V202H179ZM225 204H227V203H225ZM231 204V203H230ZM249 203H247V205H248ZM9 205V204H8ZM76 205H77V203H76ZM184 205V204H183ZM238 205V204H237ZM258 205V206H257ZM262 205H264V202H263V204ZM0 206H1V209H0V212H1V219L0 220H2V221H4V220H6V221H8L7 219H6V217L4 216L5 214V210H6V207H5V204H4V202H2L1 200H0ZM59 206H61V204L59 205ZM85 206V205H84ZM174 206H175V204H174ZM128 208H129V206H127ZM180 207V206H179ZM226 207V206H225ZM240 207V206H239ZM243 207V206H242ZM139 208V207H138ZM144 208V209H145ZM246 208V207H245ZM258 208L256 209V210H258ZM38 209V208H37ZM37 209H35V210H37ZM106 209L108 210V208L106 207ZM118 209V210H117ZM123 209H125V208H123ZM140 210H141V208H139ZM177 209V208H176ZM241 209V208H240ZM87 210V209H86ZM107 210H106V214H107ZM122 210V209H121ZM145 210V211H146ZM218 210V209H217ZM237 210V209H236ZM9 211H10V209H9ZM98 211V210H97ZM114 211V210H113ZM115 211H114V213L112 214V215H114V214H116L115 213ZM144 211V210H143ZM221 211V210H220ZM225 211V210H224ZM3 212V213H2ZM23 212V211H22ZM127 212H128V210H127ZM228 212V211H227ZM227 212H226V214H227ZM96 213H98V212H96ZM155 213H157L156 215H155ZM256 213V212H255ZM75 216H79L78 215V213L77 212H75V213H73ZM85 214V213H84ZM99 214H100V212H99ZM103 214V213H102ZM106 214L104 215V216H106ZM119 214V213H118ZM229 214V213H228ZM239 214V213H238ZM245 214H246V212H245ZM244 214V215H245ZM260 214V213H259ZM92 215H94L93 213H92ZM133 215H135V214H133ZM12 216V219H14V216L13 215H11ZM21 216V215H20ZM60 216V215H59ZM227 216V215H226ZM225 216V217H226ZM240 216V215H239ZM23 217V216H22ZM40 217V216H39ZM63 217V216H62ZM64 217H66L65 218V221L63 222V221H61V222H59L58 221V223H52V226H51V228H52V232H53V234H55V235H59L60 233H66L67 231H65V232H63V230L62 229H64V228H66V227H69V218H70V213L68 214V217L67 216H64ZM90 217H91V215H90ZM135 217V216H134ZM234 217V216H233ZM256 217V216H255ZM24 218V217H23ZM133 217H131V219H132ZM173 218V217H172ZM176 218V217H175ZM216 218V217H215ZM244 217H242V220H245V218L243 219ZM248 218V217H247ZM257 218H259V217H257ZM63 219V218H62ZM217 219V218H216ZM256 219V218H255ZM15 220L17 221V219H16V216H15ZM15 220H13V221H15ZM18 220H20V218L18 217ZM48 220V219H47ZM111 220V219H110ZM223 220V219H222ZM238 220V219H237ZM249 220V219H248ZM49 221V220H48ZM56 220H54L53 221V219H52V222H55ZM94 221H96V219L94 220ZM194 221H196V220H194ZM211 221V220H210ZM225 221V220H224ZM223 221V222H224ZM251 221V220H250ZM256 221V220H255ZM226 222V221H225ZM42 223V222H41ZM242 223H244V222H242ZM249 223V222H248ZM187 224L188 225H190V226H194L195 227V225L197 224V221H196V223L195 222H193V220H192V222H187ZM187 224H184L185 226H187L188 227V225ZM213 224V223H212ZM222 224V223H221ZM220 224V228H219V226L217 227V228H219L220 230L222 229L221 228V226L223 225H221ZM226 224V223H225ZM246 224V223H245ZM254 224V223H253ZM252 224V225H253ZM216 225V224H215ZM229 225V224H228ZM227 225V226H228ZM232 225V224H231ZM250 225V224H249ZM211 226V225H210ZM226 226V225H225ZM244 226V225H243ZM248 226V225H247ZM64 227V228H63ZM232 227V226H231ZM39 228H41V227H39ZM184 229L185 227H181V229ZM189 228V227H188ZM205 228V227H204ZM228 228H230V227H228ZM243 228V227H242ZM66 229H68V228H66ZM88 229V228H87ZM86 229V230H87ZM175 229H177L176 230V233H175ZM192 229V228H191ZM191 229L189 228V231H191ZM213 229V228H212ZM219 229L217 230V231H219ZM224 229V228H223ZM231 229V228H230ZM232 229H234V226H233V228ZM236 229V228H235ZM234 229V230H235ZM70 230V229H69ZM72 230H70V231H72ZM85 230V229H84ZM119 230V231H118ZM204 230V229H203ZM227 230V229H226ZM229 230V229H228ZM113 231V230H112ZM111 231V232H112ZM178 231V232H177ZM188 231V230H187ZM186 231V232H187ZM188 231V232H189ZM222 231V230H221ZM232 231V230H231ZM51 232V233H52ZM184 231L182 230V233H183ZM222 232H224V231H222ZM227 232V231H226ZM234 232V231H233ZM233 232H231L232 234H234ZM73 233H68L67 232V234H70V236H72V234ZM122 233V234H121ZM175 233V235H173ZM190 233V232H189ZM230 233V234H231ZM249 233H250V231H249ZM38 234V233H37ZM62 234V235H63ZM94 234V235H93ZM131 234H133L134 236H136V240L134 239L135 237H132V238H130L132 235ZM218 234H220V233H218ZM221 234H223V233H221ZM62 235H61V237H62ZM65 235V234H64ZM63 235V236H64ZM128 235V236H127ZM129 235H131V236H129ZM180 235V234H179ZM188 235V234H187ZM249 235V234H248ZM176 236H178V235H176ZM183 236V235H182ZM211 236V235H210ZM218 236H221V235H218ZM217 236V237H218ZM231 235H229L228 237H230ZM235 236V235H234ZM238 236V235H237ZM40 237V236H39ZM246 237H248V236H246ZM55 237H52V239H54ZM186 238V237H185ZM216 238V237H215ZM231 238V237H230ZM255 238V237H254ZM56 239V238H55ZM76 239V238H75ZM80 239H78V241L80 240ZM173 239H176V240H173ZM183 239H184V237H183ZM219 239V238H218ZM225 239V238H224ZM232 239H233V237H232ZM235 239V240H234ZM232 241L229 239V241H231V242H233V244H234V242L235 243H237L239 240L238 239H240V237H238L237 239H236V237L234 238ZM263 239V238H262ZM261 238H260V240H262ZM23 239H21V241L20 240H18V241H20V242H18V243H16L15 245H13V244H9L8 243V246L7 247H5V248H3V249H1L0 250V256H2L1 257V259L2 258H4V257H7V256H10V255H12V254H14V256H12L13 257V261H14V259L15 260H18V259H20L21 260V262H20V260L19 261H15V263H18V264H31V258H28L27 257V255H26V253L28 252H26V249H25V245L23 244V242H24V240L22 241ZM65 240V239H64ZM66 240H68V239H66ZM211 240H213L212 238H211ZM241 240L242 241H244V243L246 242V240H243L242 239V237H241ZM258 240H259V238H258ZM258 240H256V241H258ZM8 241V240H7ZM55 241V240H54ZM69 241V240H68ZM77 241V240H76ZM207 241V240H206ZM210 241V240H209ZM214 241L216 242V239H214ZM218 241V240H217ZM220 241V240H219ZM223 241V240H222ZM226 241V240H225ZM251 241V240H250ZM22 242V243H21ZM26 242V241H25ZM46 242V241H45ZM67 242V241H66ZM249 242V241H248ZM248 242H246V243H248ZM253 242V241H252ZM217 243V242H216ZM224 243V242H223ZM229 243V242H228ZM238 243H241V245L243 244L242 242H238ZM237 243V244H238ZM245 243V244H246ZM255 243V242H254ZM27 244V243H26ZM48 244L49 243H47V246L45 247V250H47V248H51V246H49L48 247ZM65 244V243H64ZM209 244V243H208ZM211 244V243H210ZM219 244H221L220 242H219ZM232 244V243H231ZM245 244H243V245H245ZM46 244L44 243V246H45ZM51 245V244H50ZM69 245V244H68ZM67 245V246H68ZM80 245V244H79ZM217 245V244H216ZM215 245V246H216ZM222 245V244H221ZM246 245H248V244H246ZM40 246V245H39ZM43 246V245H42ZM43 246V247H44ZM59 246V245H58ZM57 246V247H58ZM81 246V245H80ZM83 246V245H82ZM225 246V245H224ZM228 246H230V245H228ZM27 247V246H26ZM41 247V246H40ZM84 247V246H83ZM105 247V246H104ZM49 248V249H50ZM223 248V247H222ZM226 248V247H225ZM43 249V248H42ZM227 249V248H226ZM235 249V248H234ZM242 249H244V248H242ZM241 249V250H242ZM246 249V248H245ZM248 249H250V248H248ZM37 250V249H36ZM59 250V249H58ZM64 250V249H63ZM199 250V249H198ZM227 250H229V249H227ZM254 250V249H253ZM42 252V251H41ZM44 252V251H43ZM42 252V253H43ZM234 252H235V250H234ZM239 252V251H238ZM244 252V251H243ZM36 253V252H35ZM38 253L40 254V252L38 251ZM41 253V254H42ZM68 253H70V252H68ZM199 253V252H198ZM221 253H222V251H221ZM227 253H229V252H227ZM72 254V253H71ZM89 254V255H90ZM104 254L106 255V256H104ZM191 254V256H193V257H191V259L189 260L187 257L189 256ZM213 254V253H212ZM235 254V253H234ZM73 255V254H72ZM87 255V254H86ZM205 255V254H204ZM223 255V254H222ZM224 255H226L225 253H224ZM16 256V257H15ZM28 256H29V254H28ZM34 256H36V255H34ZM227 256V255H226ZM226 256L223 258V261H222V263H220V262H217V263H219V264H233L232 263V261H228V259L226 258ZM230 256V255H229ZM237 256V255H236ZM15 257V258H14ZM64 257V256H63ZM72 257V256H71ZM78 256H76V258H77ZM87 257V256H86ZM90 257V256H89ZM106 257V258H107ZM114 257V258H113ZM219 257V256H218ZM222 257L223 256H221V259H222ZM231 257L232 256H230V258H229V260L231 259ZM9 258H11V256L9 257ZM8 258V259H9ZM16 258H18V259H16ZM37 258V257H36ZM36 258H35V260H36ZM69 258V257H68ZM79 258V257H78ZM82 258V257H81ZM106 258H105V262L108 260V258H107V260H106ZM196 258H197V255H196ZM204 258V257H203ZM207 258V257H206ZM5 259L6 258H4L3 259V261H5ZM32 259H34L33 257H32ZM49 259V258H48ZM56 259V258H55ZM67 259V258H66ZM70 259H72V258H70ZM70 259H68V260H70ZM83 259V258H82ZM115 259V261L117 262V260ZM198 259V258H197ZM10 260V259H9ZM9 260L7 261L8 263H9ZM34 260V261H35ZM38 260V259H37ZM81 260V259H80ZM109 260V261H110ZM189 260V261H188ZM199 260V259H198ZM220 260V259H219ZM232 260V259H231ZM237 260V259H236ZM77 261H79V260H77ZM113 261V260H112ZM234 261V260H233ZM10 262H12L11 260H10ZM120 262H122V261H120ZM236 262V261H235ZM2 263V262H1ZM6 263V262H5ZM7 263V264H8ZM12 263H14V262H12ZM42 263V262H41ZM52 263V262H51ZM65 263H66V261H65ZM69 264H70V262H68ZM73 263V262H72ZM71 263V264H72ZM80 263V262H79ZM78 263V264H79ZM122 263H124V262H122ZM216 263V264H217ZM3 264V263H2ZM36 264H37V262H36ZM39 264H40V262H39ZM46 264H48V263H46ZM206 264V263H205Z\"/></svg>",
	"mask_w": 264,
	"mask_h": 264
}]
</instances>
